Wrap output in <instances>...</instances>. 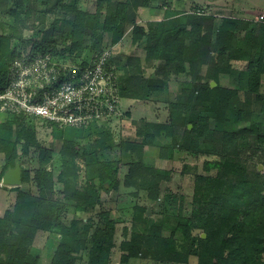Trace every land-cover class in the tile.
Instances as JSON below:
<instances>
[{
    "label": "trees",
    "instance_id": "1",
    "mask_svg": "<svg viewBox=\"0 0 264 264\" xmlns=\"http://www.w3.org/2000/svg\"><path fill=\"white\" fill-rule=\"evenodd\" d=\"M39 3L43 12L38 11ZM83 3L84 7L64 0H0V88L7 85L14 61L23 52L28 58L48 55L57 63L67 57L73 63L74 58L98 49L95 60L103 52V34H111L116 45L130 32L132 45L144 49L146 63H157V76L146 79L147 90L141 95L130 78L120 82L117 77L135 72L138 58L110 55L103 68L113 73L110 79L119 100L154 101L170 75L179 91L168 100V122L142 123L135 126V138L124 139V153L130 158L123 186L134 189L132 196L145 192L156 202L171 180V171L157 165L171 161L174 149L207 156L204 170L215 171L196 174L193 194L184 198L173 229H162L160 222L147 217L145 207L136 205L135 223L143 222L145 230L132 232L129 238L124 231L120 262L139 258L187 264L195 256L197 264H264V170L249 164L256 148L262 151L264 166V24L233 15H187L183 9L167 8L168 0ZM141 8L163 11V20L140 24ZM180 13L186 15L183 21L171 19ZM47 15L52 18L48 25ZM97 29L101 31L95 35ZM93 63L85 59L62 73L92 69ZM221 72L231 75L234 88L210 86ZM0 113V154L5 157L1 182L7 168L21 165L20 158L39 147L31 119L40 120L22 112ZM43 122L60 142L61 171L55 176L51 170L37 169L33 178L37 191L32 192L30 174L21 165L24 188L12 187L15 204L0 216V264H40L32 252L38 231L59 236L48 264H109L116 222L112 209L103 210L97 202L102 191L118 189L120 163L99 160L96 154L108 149L110 131L97 132L93 143L81 149L80 140L93 134V124L60 128ZM158 138L165 142L157 143ZM77 160L88 161L89 178L84 184L71 180L77 178ZM67 201L73 203L77 216L66 217Z\"/></svg>",
    "mask_w": 264,
    "mask_h": 264
},
{
    "label": "rangeland",
    "instance_id": "2",
    "mask_svg": "<svg viewBox=\"0 0 264 264\" xmlns=\"http://www.w3.org/2000/svg\"><path fill=\"white\" fill-rule=\"evenodd\" d=\"M251 1L252 0H247ZM254 1V0H253ZM262 0L258 3L261 4ZM65 3L70 5L79 4L84 7L85 4L83 0H64ZM167 8L173 11L180 12L181 9L186 12L187 15H197L198 13H203L206 15H211V13H216L212 15L214 17L223 18L225 16H236L238 13L239 17H247L244 13L248 12L252 15V20H258L264 17V9L256 8L254 11L250 10L252 8L250 5L246 4L245 8H241L242 11H235L236 0H168ZM254 9V7H253ZM44 6L39 3L38 11L43 12ZM164 10V9H163ZM183 16L185 14H176L171 19L177 18L178 22L183 21ZM138 22L140 24H146L148 22H154L158 20H163V11L151 10L149 8H141L137 12ZM247 18H250L248 16ZM51 16L46 17V24H50ZM170 19V18H169ZM100 29L95 31V35L100 33ZM113 37L109 33L103 34V41L101 46L103 47V52L106 54H114V57H120L124 60L127 56L138 58L139 63L135 72L124 74H117L120 77V82L125 79L130 78L132 82L137 84V88L140 94L143 95V91H146L145 81L147 78L156 77L157 63L150 66L145 61V51L140 45H132L130 32L126 33L116 45L112 44ZM29 50V49H28ZM99 51L98 49H92L84 54V57L74 58L73 63L67 57H64L65 62L62 61L63 57L59 58V62H51L48 55L45 58L49 59V70L44 71L43 63H38L40 56L35 58L30 64H27L28 55L26 52L16 59L18 63L21 64L22 71L25 74L33 76H44L47 72H51L52 75L60 69L71 67L72 65L80 64L83 60L88 62H94L95 53ZM94 55V56H93ZM63 59V60H64ZM25 62V65L24 63ZM72 63V64H71ZM206 67L204 68V71ZM123 71V70H122ZM173 76V75H172ZM170 75V80L165 82L164 90L159 94V96L154 101H146L142 97L138 99H124L120 98L119 107L116 113H108L103 115L102 118H97L92 126L91 136L86 135L80 140V148H88L97 138V132L104 130H109L112 136V140H109L107 145L108 149L97 152V158L99 160L117 161L119 165V186L117 190H108L107 192H101L98 197L102 205L103 210L112 209L114 220L116 222V233H115V248L112 251V256L109 264H122L120 262V250L119 244L122 241L124 231L126 230L127 237L129 238L132 232H144L145 226L143 222L135 223V206H141L150 208L151 214L147 217L151 218L155 222H160L162 229L170 230L173 229L177 220L176 216L182 214V205L184 198H189L193 194L194 189V177L196 174H214V170L206 171L203 168V162L206 157L195 156L187 151H181L174 149L172 155V160L168 163L159 162L158 167L170 170L171 180L166 184L167 192L162 193L156 202L150 201L145 192H140L139 195L132 196L133 188H126L123 186V178L127 174L128 167L127 163L129 156L124 153V139L127 137L135 138L136 127L142 125V123L155 122V123H166L169 121V102L168 100L173 93L179 88L176 85L175 78ZM217 80V82L215 81ZM209 79L206 78L204 82H208ZM215 83L222 90L234 88V83L231 81V75L228 73H218L217 79L210 81ZM179 86V84H178ZM213 86V87H215ZM177 87V88H176ZM2 114V113H0ZM32 125L36 128V141L39 145L38 148H30L29 153L20 158V163L25 170L30 174V189L32 192H36L37 188L34 184V174L37 169L43 168L46 170H51L56 176L59 171H61V158L58 155L60 149V142L55 140L51 136L52 128L46 123L33 120ZM100 130V131H98ZM157 143H164L165 141L161 139H156ZM42 151L43 154H41ZM211 151V150H210ZM209 151V152H210ZM254 152L251 153V159L249 160L250 168H257L261 166L260 171L264 170L263 157L259 149L254 148ZM81 152V150H80ZM46 158V159H45ZM148 160L147 158H145ZM152 159V158H151ZM5 164V157L0 154V171L2 166ZM79 170L77 171V178L71 179L74 182H79L78 184H84L86 182V164L88 161L77 160ZM87 176V177H86ZM24 188V185L20 186ZM27 187V186H26ZM105 187L109 188L105 185ZM6 188V189H5ZM16 192L13 191L12 187H6L0 182V216L3 215L4 210L11 205L15 204ZM71 201L65 203V215L67 218H72L77 216L75 209L72 206ZM76 214V215H75ZM75 215V216H74ZM145 216V215H144ZM82 217V216H81ZM139 224V225H138ZM200 231H195L194 235L198 236ZM203 233H201L202 235ZM59 236L56 234L47 233L44 231H38L35 235L33 241V248L39 256L40 264H48L51 259L55 248L57 246ZM85 259L82 261L84 262ZM129 264H159L151 259H137L132 258L129 260ZM161 264V263H160ZM173 264V263H170ZM187 264H197V259L195 256L189 258Z\"/></svg>",
    "mask_w": 264,
    "mask_h": 264
},
{
    "label": "built area",
    "instance_id": "3",
    "mask_svg": "<svg viewBox=\"0 0 264 264\" xmlns=\"http://www.w3.org/2000/svg\"><path fill=\"white\" fill-rule=\"evenodd\" d=\"M257 22L264 24V17ZM45 57L36 58L39 59L36 67L43 63L47 71L49 59ZM109 57L104 51L100 58H95L92 69L62 73L66 70L63 68L54 75L49 71L44 76L25 74L22 71L25 66L16 60L7 85L0 88V111L22 112L60 128H86L97 118L116 113L120 103L110 79L113 73L107 74L103 68ZM34 60L28 58L27 64Z\"/></svg>",
    "mask_w": 264,
    "mask_h": 264
},
{
    "label": "water",
    "instance_id": "4",
    "mask_svg": "<svg viewBox=\"0 0 264 264\" xmlns=\"http://www.w3.org/2000/svg\"><path fill=\"white\" fill-rule=\"evenodd\" d=\"M211 87L215 86L214 82H211L210 84ZM192 126L189 125L188 128L190 129ZM261 169V166H259V169ZM21 173H22V166L17 163L14 167H9L6 169L4 172L2 178H1V183L4 186L7 187H18L21 186L22 180H21ZM146 214L149 216L151 214L150 208H147ZM202 238H205L206 235L203 233L201 235Z\"/></svg>",
    "mask_w": 264,
    "mask_h": 264
},
{
    "label": "crops",
    "instance_id": "5",
    "mask_svg": "<svg viewBox=\"0 0 264 264\" xmlns=\"http://www.w3.org/2000/svg\"><path fill=\"white\" fill-rule=\"evenodd\" d=\"M254 1H256L257 3H258V1L259 0H254ZM254 1L252 0V2L251 1H247V0H236V7H235V11H242V10H240L241 8H245L246 7V4L247 5H250L252 8H250L249 7V9L250 10H252V11H254L256 8H259L260 7V9H264V0H262L261 1V4L259 5V4H257V3H254ZM253 7H254V9H253ZM216 13H211V16L212 15H215ZM247 17L248 16H250V18H247V17H239L240 16V14L238 13V15H237V17L238 18H241V19H245V20H252V15L250 14V13H248V12H246V13H244ZM259 20V19H258ZM254 21H256V20H254Z\"/></svg>",
    "mask_w": 264,
    "mask_h": 264
}]
</instances>
